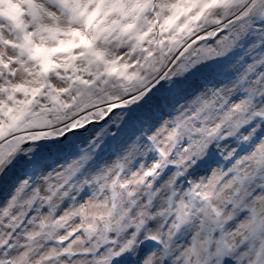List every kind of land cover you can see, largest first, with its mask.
I'll return each instance as SVG.
<instances>
[{"label": "snow or ice", "instance_id": "obj_1", "mask_svg": "<svg viewBox=\"0 0 264 264\" xmlns=\"http://www.w3.org/2000/svg\"><path fill=\"white\" fill-rule=\"evenodd\" d=\"M0 264H264V0H0Z\"/></svg>", "mask_w": 264, "mask_h": 264}]
</instances>
